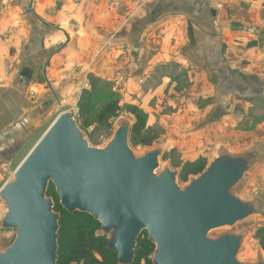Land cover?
Returning <instances> with one entry per match:
<instances>
[{
	"label": "rangeland",
	"instance_id": "rangeland-1",
	"mask_svg": "<svg viewBox=\"0 0 264 264\" xmlns=\"http://www.w3.org/2000/svg\"><path fill=\"white\" fill-rule=\"evenodd\" d=\"M152 1L53 0V8L39 7L40 17L36 16L37 10L33 9L30 0H7L4 5L0 3L5 11L14 9L15 17L6 29H0V41L13 34L17 36V43L31 41V19L51 26L48 27L50 31L60 37L55 38L53 48L47 49L48 54H43L42 50H46L44 45L38 50L29 51L31 57L37 56L35 67L39 85L29 87L24 97L29 101L30 111L35 112L43 106L44 113L42 117H32L33 142L13 161L4 162L3 166L1 164L0 189L13 180L14 171L31 147L64 112L73 117L88 145L96 149H103L119 126L127 123L131 129L128 146L134 156L142 157L146 152L162 148L155 174L168 167L176 173V184L181 190L191 180L198 178L220 154L246 155L251 167L232 194L244 202H257L259 213L233 227L214 230L208 237L215 240L228 234L241 236L237 261L242 264L264 262V60L259 65L253 64L258 69L251 73L244 69L243 62L231 72L236 79L237 75L246 73L245 79L252 86L261 84L258 94L254 97L251 90L239 87L227 93L224 103L220 101L222 94L219 84L211 82L210 73L196 70L191 64L183 67L174 64L164 68L154 63V66L142 68V31L154 27V23L147 19L153 9L150 6ZM227 1L233 0L213 1V7L209 8L213 11L214 19ZM258 9L263 17V31L258 33L257 28L249 24L246 32L257 36L264 58V5ZM232 10L235 16L237 10ZM144 14H147V21L139 22ZM46 15L49 16L43 18ZM61 16L63 22H60ZM131 17L133 22H129ZM40 18L46 19L48 23ZM230 19L234 20L232 15ZM10 29H15L17 33H12ZM146 36L149 37V33ZM127 37L135 44L133 52L141 53L138 59L134 56L133 70H129L132 50L129 49V43L126 46ZM40 39L42 41L39 36L38 41ZM138 40L140 44L136 42ZM230 42L231 52H235L234 58L239 62L242 54L238 53H243L244 48L234 46L238 45L234 38ZM10 43H7L8 46ZM152 43V48H156L158 42L152 40ZM8 46L7 49L13 50L12 53L3 52L4 47L0 44L2 86L13 83L19 71L17 52L21 51V46L14 49ZM65 49L71 52L68 59L63 55ZM52 53L64 64L61 67L57 63L52 64L53 75L51 71H48V75L45 66L48 55ZM13 57L15 64L10 71L8 66ZM190 73L194 77L192 80L189 79ZM230 81L232 86L237 83L233 79ZM49 100L52 102L46 104ZM111 109L114 113L108 114ZM228 109H232L233 114ZM4 214L5 205L0 200V225ZM61 221L62 239H72L74 250L81 251L86 246L78 239L83 234L82 220L63 214ZM89 232L91 236L86 240L101 238L95 225L87 230ZM14 237L15 231L0 230V252L12 244ZM145 238L143 235L139 241L140 257L137 264H150L153 257V247L146 244ZM94 256L98 261L102 260L96 252ZM80 264H86L85 260Z\"/></svg>",
	"mask_w": 264,
	"mask_h": 264
},
{
	"label": "water",
	"instance_id": "water-1",
	"mask_svg": "<svg viewBox=\"0 0 264 264\" xmlns=\"http://www.w3.org/2000/svg\"><path fill=\"white\" fill-rule=\"evenodd\" d=\"M30 78L24 70L18 82ZM129 133L122 123L96 149L68 112L54 120L0 189L5 205L0 229L15 231L12 244L0 252V264H56L59 216L46 197L50 184L68 214H87L100 224L118 264L132 263L142 233L154 246L152 264H242L241 236L212 240L208 234L259 213L257 202L232 194L251 167L247 156L220 154L181 190L168 167L155 174L163 150L135 157Z\"/></svg>",
	"mask_w": 264,
	"mask_h": 264
},
{
	"label": "crops",
	"instance_id": "crops-1",
	"mask_svg": "<svg viewBox=\"0 0 264 264\" xmlns=\"http://www.w3.org/2000/svg\"><path fill=\"white\" fill-rule=\"evenodd\" d=\"M6 1L7 0H0V3L4 5ZM213 1L214 0H153L150 3L153 9L150 10L148 15L144 14L141 18L142 20H139V22H146L147 15V19H150L149 22L154 23V27H152L151 30L142 31V54L140 52L135 54V52H133V50H135L133 40L130 41V37L126 38V46L128 47L129 43V49L132 50L131 68L128 66V68H130L129 70L134 69V56H137L135 59H138L140 54L142 57V68L148 67L147 65L154 66L155 64L158 66L162 65L164 68L174 64V66L181 67L191 64L195 66L196 70H205L207 73H210L211 82L219 84L222 94L221 103L226 102V95L228 92L233 91V89L236 90L239 87L251 90L255 97L262 87L261 84L256 87L255 85L252 86V84L245 79L247 78L246 73L236 76L241 80L239 82L238 79L232 77L231 72H234V70H236L235 68L243 62L245 63L244 69L251 73L258 69V67L256 66L255 68L253 64L258 63L259 65L264 60L261 52L262 47L258 43L257 36L249 35V33L246 32V27L248 28L249 24L255 26L258 33L263 31V17L258 8L264 5V0L227 1L221 12L216 13L215 19L213 11L209 8L212 6ZM30 2L33 9L35 8L37 10V17H40L38 12L40 11V6L54 7L53 0H30ZM2 7L4 6L0 4V29H6V26L10 25L15 18L14 9L5 11ZM232 9L237 10L235 16L231 12ZM210 12L212 15H210ZM230 15H232L234 20L231 21ZM48 16L49 15H46L43 18H47ZM43 18H40V20L44 23H48L46 19ZM61 19L62 21L60 22H63V16H61ZM138 19L139 18H137L136 21ZM30 22L32 24L29 38L31 41L24 42L25 40H22L17 43V36L14 34L9 37L5 36V39L0 41V44L4 47L2 50L5 53L13 52V50L7 49V43L11 42L8 46L11 49L21 46L19 49L21 51L17 52V70H19L17 78H15L14 82L12 81L13 83H9L5 86L0 85V166L1 164L3 166L4 162L13 161L26 146L33 142V129L31 126L32 117H42L44 113L42 109L43 106L38 107L35 112L30 111L29 101L24 97L29 87L39 85L35 67L37 64V56L31 57V52L29 51L38 50L44 45L46 50H42L43 48H41V50L44 55L45 53L48 54L47 51L49 50L47 49L53 48L55 38L57 39L58 37L60 39L54 31H50L48 27L51 26L46 24L42 25L35 19H31ZM129 22H133V17L129 19ZM10 31L12 33H17L15 29L14 31L10 29ZM147 33H149V37L146 36ZM39 36L42 38V41L41 39L38 41ZM232 38L238 43V45L234 46H242L244 48L243 53H238V55L242 54V58L239 62L234 58L235 52H231L230 49V41ZM152 40L158 42L156 48H152ZM136 42H139V40ZM69 54H71V52L65 49L63 55H65L66 59L69 58ZM256 54L257 57H255ZM48 56L49 59L46 61L47 66L45 67L46 73L49 75V72H52V64L57 63L59 67L64 64V61L60 60V58L56 59L53 53ZM14 60V57L11 58L9 63L8 68L10 71L13 64H15ZM24 70H29L31 74V78L26 84L18 82L19 76ZM51 75H53V72ZM192 78H194L193 74L190 73L189 79L192 80ZM232 79L237 81L235 86L231 84L230 80ZM206 84L208 85L209 83ZM209 86H211V84ZM243 96L247 97L249 95ZM51 102L52 101L49 100L46 104H50ZM28 109L30 112L28 111L29 113H26ZM228 110L233 114L232 109ZM236 115L239 116V114ZM35 144L36 142L34 145ZM33 146L31 148H33ZM23 159H21V161ZM1 171L2 170H0V173Z\"/></svg>",
	"mask_w": 264,
	"mask_h": 264
},
{
	"label": "trees",
	"instance_id": "trees-1",
	"mask_svg": "<svg viewBox=\"0 0 264 264\" xmlns=\"http://www.w3.org/2000/svg\"><path fill=\"white\" fill-rule=\"evenodd\" d=\"M106 109H105V111H106ZM113 113H114V110L111 109L108 114H113ZM130 131H131V129H130ZM51 192L53 195H51ZM46 197L50 198L52 200L53 211L59 216L58 232H57V261H56V264H80L83 259L85 260L86 264H118L117 257L115 255V253H113L112 251H110L107 248V244H108V240H109L108 236L103 235L101 233V227L97 221H95L91 216H89L87 214H82V213H78V212L68 214L60 206L59 199L55 193L54 187L51 184L47 188ZM63 214L67 215V216H73L75 218H78V220H82L81 223H83L82 225L84 226V229H82L83 234L79 235L78 239H80L81 242L86 244V246L83 247L81 251L74 250V244L72 242V239H69V238L64 239V240L62 239L61 222H63V221H61V220H62ZM94 225L99 229V232L101 234V238H96L93 240H86L89 238V236H91V232H92V230H91V232L87 233V230L89 231V228H93ZM77 229L78 228H76L75 231H77ZM85 229H86V231H85ZM143 235L146 236V238H145L146 244L153 247L152 252L154 253V246L148 241L147 235L145 233H142L139 236V238L137 239L136 247L134 250V257H133V261L131 264H137L138 257H140L138 245H139L140 238ZM104 238H106V240ZM101 239L103 241H101ZM84 240H86V241H84ZM96 240H99V242H97ZM102 242H103V244H100ZM74 243H76V242H74ZM78 249L80 250L81 248L78 247ZM95 252L101 257V259H102L101 261H98L95 258V256H94ZM150 264H152V259L150 260Z\"/></svg>",
	"mask_w": 264,
	"mask_h": 264
},
{
	"label": "bare ground",
	"instance_id": "bare-ground-1",
	"mask_svg": "<svg viewBox=\"0 0 264 264\" xmlns=\"http://www.w3.org/2000/svg\"><path fill=\"white\" fill-rule=\"evenodd\" d=\"M51 125H52V124H51ZM51 125H50V126H51ZM50 126H49V127H50ZM42 136H43V135H42Z\"/></svg>",
	"mask_w": 264,
	"mask_h": 264
}]
</instances>
